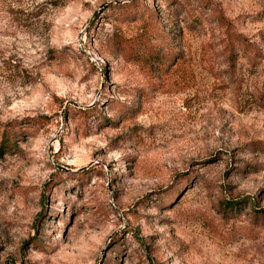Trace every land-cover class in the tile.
<instances>
[{
	"label": "rangeland",
	"instance_id": "obj_1",
	"mask_svg": "<svg viewBox=\"0 0 264 264\" xmlns=\"http://www.w3.org/2000/svg\"><path fill=\"white\" fill-rule=\"evenodd\" d=\"M0 264H264V0H0Z\"/></svg>",
	"mask_w": 264,
	"mask_h": 264
},
{
	"label": "trees",
	"instance_id": "obj_2",
	"mask_svg": "<svg viewBox=\"0 0 264 264\" xmlns=\"http://www.w3.org/2000/svg\"><path fill=\"white\" fill-rule=\"evenodd\" d=\"M7 139L5 138V140H4V143H3V146H5V141H6Z\"/></svg>",
	"mask_w": 264,
	"mask_h": 264
}]
</instances>
